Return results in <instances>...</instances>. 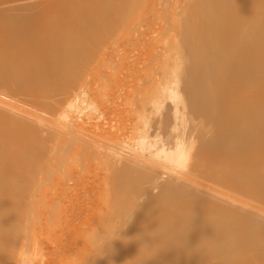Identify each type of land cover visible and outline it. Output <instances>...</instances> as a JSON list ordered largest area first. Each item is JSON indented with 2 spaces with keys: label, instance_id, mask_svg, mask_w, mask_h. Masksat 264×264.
<instances>
[{
  "label": "bare ground",
  "instance_id": "bare-ground-1",
  "mask_svg": "<svg viewBox=\"0 0 264 264\" xmlns=\"http://www.w3.org/2000/svg\"><path fill=\"white\" fill-rule=\"evenodd\" d=\"M123 33L149 44L127 80ZM84 151L112 185L87 264H264V0H0V264L18 196Z\"/></svg>",
  "mask_w": 264,
  "mask_h": 264
},
{
  "label": "rangeland",
  "instance_id": "rangeland-1",
  "mask_svg": "<svg viewBox=\"0 0 264 264\" xmlns=\"http://www.w3.org/2000/svg\"><path fill=\"white\" fill-rule=\"evenodd\" d=\"M129 33H131V32H129ZM129 33H127V34L123 33L124 35H127V39H126L127 41H129V42L131 40L132 41H131V43H126L127 49H126L125 55L122 57L123 61H121V64L123 63V67L121 68L120 75H118L119 77H121L122 79H125V80H127V77L132 75V73L134 72V70H133V68H135L134 63H133L134 62V56L137 57L136 64L138 65V63H142L146 59L145 54L147 53V50L149 49V44H147V45L144 44V42L146 40L143 37H139L138 35H135V34H134V36L129 35ZM114 39L115 38H113V39L109 38L110 42L107 45L108 46L113 45L112 44L113 41H111V40H114ZM118 41H119L118 39H117V41H114V42H116V45L120 43ZM114 59H116V58H114ZM118 59L119 58H117V61H118ZM129 66H131L132 68ZM235 66L236 67H242L243 65H242V62H238L235 64ZM90 78L89 79L92 81V77H90ZM118 80H120V79H118ZM129 81L131 82V79ZM129 81H127V83ZM92 82L90 83V86H92ZM125 84L126 83L124 82V84L122 85V88H124V89L126 87ZM131 84H132V82H131ZM124 89L121 92L116 93V95L119 96L118 99L111 100V101H113L112 102L113 104H115L117 102L116 100H118V102L119 101L121 102L119 104L117 102L116 105H113L112 103H110V105L111 104L113 105V106L111 105L112 108L114 106H117L118 108L121 106V107H124V109H126V108L128 109V107H131L132 100L134 99L136 93L138 92V89L136 87L132 88V86H131V88H129L130 90L129 89L124 90ZM126 90L129 93V96H128V94H126L127 97L125 95ZM230 90L232 93H235L236 103L237 104L242 103L246 97V92L242 91V88L240 86L236 85V83L231 84ZM123 91H124V93H123ZM132 91H134V92H132ZM120 94H123V95H120ZM122 97H124V101H123ZM126 98H127V101H126ZM237 100H240L241 102H237ZM129 102L131 103L130 106H129ZM126 106H128V107H126ZM117 107H114V108L117 109V111H118ZM131 108H133V107H131ZM134 108H135V106H134ZM121 110H123V108ZM121 110H119V111H121ZM79 157H81L80 158L81 160L77 157H76V160L75 159L71 160L72 159L71 158L70 164L68 167H65L63 169H61L62 167H59L58 173H57L59 178L56 182L53 181L55 179L54 176H51L49 178V180L42 182V183L36 182V184H35V182H34L33 184H31V187L33 186L34 188L30 187L29 188L30 192H27V195L25 194L23 197L18 196V198L19 197L22 198V199L19 198L18 201L22 200L23 204L24 205L26 204V206H24L20 201L18 203L16 202V204H18L17 207H19V208H17V211L14 210L16 208H13V210L16 212V214L14 215L13 212L12 213L10 212L11 213L10 215L13 214L14 216L13 215L9 216V219H11L10 220L11 222L9 221V223H12V224L14 223L13 224V226H14L15 225L14 221H17L16 225L18 224L19 227L15 225L16 227L13 229H16L17 227L20 228V229L17 228L18 231H16L17 229L16 230L11 229L12 232L10 231L12 243H13V241L15 243V245L12 244L14 247L11 245L13 247L12 248L13 252L11 253V250H9V254H12V255H9V263L10 264H12V263L16 264V262H18L22 256H23V259H20V262H22V263L23 262L25 263L26 261H29L30 258L34 257L35 260H33L31 262V264H68V263L69 264H87L88 254H86V253H88L89 248L87 249L85 247L89 246V243H90L89 242V232H90L89 230L91 228H93V226H92L94 223L93 220L95 219V217L93 215H91L92 217L90 216V214H92L91 210H94V212L96 210L97 211L99 210L98 208L96 209V207L98 205L101 206V202H100L101 200L100 199L106 193L105 190L106 189L110 190L109 188H111L112 185L108 184L109 187H107V188L105 187L106 182L104 180L105 176H103V175H105V173H107V170H108V165L106 163L105 158H103V157L96 158V160H98V161H96L95 159H92V158L90 159L87 151H84L83 154L81 153V155ZM88 158H89V160L84 161V159H88ZM77 161H79L80 163L82 161V163L78 164V163H76ZM88 162H91V163H88ZM100 163H101V165H100ZM76 164L78 166L81 165V167H82V164H84L85 166L83 165L84 168L83 167L77 168L78 166ZM92 165H94V166H92ZM104 165H105V167H104ZM75 170H76V172H75ZM91 173L96 175V176L92 175ZM100 173H102V174L100 175ZM60 174H62V175H60ZM76 175L78 178H80L79 180L77 179ZM91 175L93 177L92 179L89 178ZM64 176L66 177L67 180L69 179L74 183L77 182V184L71 183V185H70V181H69L68 182L69 184L66 182V186H65L63 184L64 183L63 181L66 180ZM98 176L99 177L101 176L100 177L101 179H98ZM61 177L64 178L63 181L60 180V179H63ZM74 177L76 178V181H74L75 180ZM90 179L93 180L94 182L90 183L91 182ZM95 179H97L98 182H97V180L95 181ZM59 181L63 182V183L59 184ZM83 181H85V182H83ZM46 182H47V185H46ZM79 183L80 184L82 183V184L80 185ZM93 183H95V185L99 186L100 188L93 185ZM67 184L70 185L71 187L67 186ZM103 184H105V185H103ZM37 185L39 187V190L37 188ZM41 185H42V188H40ZM61 185H62V187H61ZM102 185H103V187H102ZM108 185H106V186H108ZM74 186H75V188H73ZM79 186H80V188H79ZM35 187L37 189H35ZM55 187H56V189H55ZM57 187H59V189ZM97 188L101 189V190L97 191L96 190ZM47 190L50 193L53 192V193H51L53 195H51L49 192L47 193ZM52 190H56V191H52ZM92 190H94V191H92ZM32 191H34V192H32ZM90 191L94 192V194ZM38 192H39V197L36 194ZM98 192H99V194H96V196L98 198V200H97L95 193H98ZM28 193H30V194H28ZM71 193L75 194V195H72ZM80 193H84V195H81ZM89 193L90 194L92 193L91 197H90ZM30 195L32 197L31 201L33 202V204L32 203L30 204V202H31L30 198H29ZM25 196H27V198ZM88 196L90 198H88ZM14 197H16V196H14ZM88 199H91L92 203L90 202V200L88 201ZM10 200H13V199L10 197ZM14 200H15V198H14ZM92 200H97L98 202H100V204L97 201H94V204H93ZM16 201H17V199H16ZM11 202H14V201H11ZM11 202H9V203H11ZM87 202L89 203V207H90V204L91 205L93 204L94 207L96 206L95 207L96 210L92 209V208H94L92 206L91 208L87 209V210H90V209L91 210L86 212ZM95 202H97V203L95 204ZM14 204H15V202L13 203V205ZM19 204L20 205L22 204L26 210L22 207V205L20 206ZM10 206H11V204H10ZM20 208L23 209L24 213H22V212L19 213V211H21ZM18 209H19V211H18ZM88 212H90V214ZM17 213L20 214V215L18 214L19 218L17 216ZM84 213H86V214H84ZM87 214H89V217H88V219L86 218L84 220V216L85 215L87 216ZM98 214L94 213V215H96V217ZM15 216H17V217H15ZM16 218H18V219H16ZM79 218H80V220H79ZM81 218H83V220ZM12 220H14V221H12ZM81 220H82V222H81V225L79 227V224H80L79 221H81ZM20 221H22L20 223L21 225L18 223ZM87 222H88V224H85ZM77 223H79V224L77 225ZM89 223H91L92 225L89 226ZM74 224H75V227L78 226L79 229H77L78 227L75 228ZM82 226H83V232H82V229H80V228H82ZM88 226L91 228L85 230V228H88ZM25 235L29 236V238L26 237L27 239H25ZM26 240L29 241L28 244L26 243L27 242ZM33 242H35V243H33ZM27 245H29L28 248H27ZM31 247H33L34 253L32 252L31 255L28 258H26L24 255H25L27 249H30ZM84 248H85V250L87 249V251H85ZM80 251H82V252L80 253ZM74 252L75 253L77 252V256L75 254H73ZM78 252H79V257L81 259H84V257H85L84 261H82L81 259L78 260V258H79ZM81 254H83V256L84 255H86V256L83 257ZM71 255L76 256V257L73 258V256H71ZM86 257H87V260H86ZM65 261H66V263H65Z\"/></svg>",
  "mask_w": 264,
  "mask_h": 264
}]
</instances>
